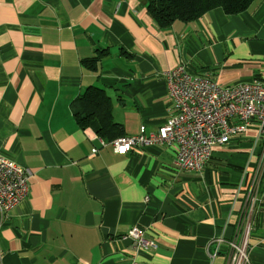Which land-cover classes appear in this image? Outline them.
Listing matches in <instances>:
<instances>
[{"label": "crops", "instance_id": "0c3cea01", "mask_svg": "<svg viewBox=\"0 0 264 264\" xmlns=\"http://www.w3.org/2000/svg\"><path fill=\"white\" fill-rule=\"evenodd\" d=\"M146 6L0 0V152L33 171L26 199L0 213V264H228L245 223L250 263L264 264L261 180L249 196L264 173L255 124L199 172L176 167L174 146L119 156L77 124L73 102L98 88L125 136L157 131L174 115L163 74L180 64L220 86L264 82V0L168 30ZM98 51L106 56L87 68ZM134 227L149 248L135 249Z\"/></svg>", "mask_w": 264, "mask_h": 264}, {"label": "built area", "instance_id": "2783aa9c", "mask_svg": "<svg viewBox=\"0 0 264 264\" xmlns=\"http://www.w3.org/2000/svg\"><path fill=\"white\" fill-rule=\"evenodd\" d=\"M163 76L168 82V98L174 115L157 131H147L142 126L138 135L114 140L111 146L117 155L126 156L135 149L151 146H174L176 167L199 172L209 162L216 146L228 144L251 125L255 124L260 135L264 136V82L254 80L220 86L209 78L194 74L188 64H180ZM95 139L102 147L106 146L99 137ZM98 152L96 148L92 151L93 154ZM32 177L31 169L19 166L0 152V213L14 210L26 199ZM260 177L259 173L250 186V197L256 191ZM248 229L244 233L240 227L238 236L227 242L230 249L228 264H251L248 254L250 225ZM127 237L137 251L151 245L138 227L132 228ZM217 242L220 245L225 241L220 239ZM131 264L140 263L134 260Z\"/></svg>", "mask_w": 264, "mask_h": 264}, {"label": "trees", "instance_id": "16d2710c", "mask_svg": "<svg viewBox=\"0 0 264 264\" xmlns=\"http://www.w3.org/2000/svg\"><path fill=\"white\" fill-rule=\"evenodd\" d=\"M257 0H146L148 15L161 30L170 29L175 23L189 24L206 13L222 9L227 15H239ZM106 56L102 51L85 62L87 68L96 69L98 62ZM77 124L82 129L92 128L104 141L113 142L124 137V129L113 117L112 100L104 90L87 89L73 102ZM264 173L260 181L263 191ZM261 192V191H260Z\"/></svg>", "mask_w": 264, "mask_h": 264}, {"label": "rangeland", "instance_id": "374dc122", "mask_svg": "<svg viewBox=\"0 0 264 264\" xmlns=\"http://www.w3.org/2000/svg\"><path fill=\"white\" fill-rule=\"evenodd\" d=\"M249 225H250V224H249ZM247 231H249V229H248V226H247L246 223H245L244 226H243V232L246 233ZM250 239H251V238H250ZM250 245H251V241H250L249 247H250ZM248 254H249V251H248Z\"/></svg>", "mask_w": 264, "mask_h": 264}]
</instances>
